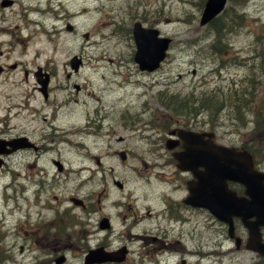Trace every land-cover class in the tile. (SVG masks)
Here are the masks:
<instances>
[{
  "label": "rangeland",
  "instance_id": "obj_1",
  "mask_svg": "<svg viewBox=\"0 0 264 264\" xmlns=\"http://www.w3.org/2000/svg\"><path fill=\"white\" fill-rule=\"evenodd\" d=\"M203 2L204 0H15L12 6H0V25L4 26L0 29V59L20 60L23 65L19 68L23 66L27 70L31 69L32 61L50 62L51 71L55 73L48 83L46 100L37 89L39 84L33 76H22V68L5 73V77H0V117H5L9 124L18 125L28 121L25 124L29 126L32 136L50 132L68 139L66 134L70 136V133L67 130L79 127L85 134L88 130L92 133L85 137L72 134L71 139L75 145L71 140L46 141L51 148L46 158L59 159L65 165L64 171L58 173L50 159H43L50 174L56 172V178L64 182V191L57 193L59 199L67 194L86 196L92 188L96 190L99 185H103L108 188L110 199L131 201L135 197L132 193L138 192L137 199L141 204L150 203L149 193L161 187L158 179L170 177V174L160 175L157 172H169L173 167L168 152L167 164L165 161L160 163L164 159L159 157L161 149L140 138L142 128L148 125L136 120L138 113L148 117L152 112H165L163 106L155 100L158 90L181 94L192 92L194 97H198L196 95L202 91H228L236 85H248L254 81L253 100L249 112L243 117L244 121L239 122L234 118L235 108L231 107L233 104L230 102L231 106L228 105L224 111L232 113V124L237 123L233 126L235 131L228 128L227 122L216 128H219L223 137L233 138L238 142L264 141V0L226 1L225 8L231 2H238L231 8L244 13L245 17L235 31L226 34L224 40L227 46H222L220 51L211 47V30L205 28L206 25L198 24ZM35 6L36 9L50 7L51 11L29 12V8ZM30 16L37 21L33 22ZM66 20L74 24L73 31L69 32L64 28ZM134 20L154 24L162 34L172 38L166 58L154 71L139 70L132 58L135 46L130 27ZM85 31L89 33L88 38L83 36ZM72 54H80L83 64L79 71L67 78L65 73L70 68L64 62H68ZM260 62L263 63V68L259 66ZM247 73H254V78L247 81ZM75 83L80 85L78 91L73 86ZM223 99L221 101L224 102ZM23 101V106L16 105ZM143 103H146L147 108H144ZM37 108L39 111H36ZM123 109L135 113L132 119L123 118ZM10 110L23 118L17 116L16 119L9 120ZM205 111L208 110L204 108L196 119H208ZM221 116L223 115L218 117L215 113L214 119ZM176 119L183 118L174 117V121ZM0 127L8 128L2 122ZM63 130L65 133L61 132ZM144 133L149 134L150 131L145 130ZM118 136L123 139L118 141ZM80 139L83 144L77 142ZM120 148L126 149L128 153L123 162L116 155ZM96 156L104 163H110L112 170L109 176L107 172L99 176L101 166L96 165ZM21 159V153L12 158V162L18 164L12 165L17 171L21 169ZM74 159H84L88 166L78 176L72 169ZM142 163H147V169ZM5 172L0 175V199L3 194L12 195V185L17 187L19 184H15L19 179ZM113 173L124 181L125 187L122 190L112 184ZM84 180L83 184L76 183ZM147 194L149 198H144ZM104 211L114 215L116 229L115 233L109 235V240L117 243V233L121 229L126 230L128 222L120 217L122 209L107 206ZM152 221L146 219L144 223L151 225ZM216 225L213 227L209 220L207 224H201L205 240L197 248L201 252L206 251V254L203 257V253L191 256L190 264H252L260 260L261 257L252 250L245 248L237 251L234 244L228 241L217 243L222 233H219L218 224ZM149 241L135 238L129 242L133 257L141 261V264H153L149 257L152 259L156 256L154 252L151 253L153 245Z\"/></svg>",
  "mask_w": 264,
  "mask_h": 264
},
{
  "label": "flooded vegetation",
  "instance_id": "obj_2",
  "mask_svg": "<svg viewBox=\"0 0 264 264\" xmlns=\"http://www.w3.org/2000/svg\"><path fill=\"white\" fill-rule=\"evenodd\" d=\"M15 0L9 5L14 4ZM41 11H43L41 9ZM2 52L0 51V54ZM68 62H64L67 64ZM23 65L20 60L8 61L0 59V77ZM22 76L26 78L28 74L34 76L35 69L40 73L47 72L49 79L55 74L51 71L50 62L32 61L31 69L27 70L22 66ZM78 71V70H77ZM77 71H67L66 77ZM75 87V86H74ZM80 85L75 87L76 91ZM47 96L43 99L46 100ZM21 107V104H16ZM43 107V105H42ZM222 109V115L228 113ZM36 111H39L37 108ZM17 113V112H16ZM21 115L10 112V119ZM2 124L10 125L7 129L0 127V138L13 139L19 136L24 137L23 147L10 151L2 155L3 162L0 166V174L3 171L9 173L14 178L17 187L12 185L14 193L4 195L0 199V264H81L85 252L88 250L101 248L103 250L115 251L124 246V258L121 261H105L92 264H136L131 257L132 250L129 242L135 238H140L144 242H152L151 253L156 254L152 260L158 264L160 259L165 264L166 254L163 250L168 249L169 254L173 253L174 264H189L190 256L201 253L197 245L205 240L201 224H207V211L204 207L195 206L186 201L190 194L189 181L195 180L196 176L190 170H180L176 167L173 159V152H178L183 147V141L178 138V130H193L199 133L213 131L208 143L225 145L230 148L243 149L245 143L233 138H226L220 134L219 128L208 129L204 119L185 120V123L178 122L163 133H156L151 137H143L145 142H151L156 148L165 149L167 137L171 138L174 147L168 151L173 160V167L170 177L158 179L161 187L152 190L150 198L148 194L144 198H149L150 203L141 204L137 199L138 194H133L131 201L110 199L108 188L99 185L96 190L92 188L86 196L67 194L59 199L57 193L63 192L62 185L56 178L57 173L47 170L43 159H50L52 166L58 173H62L65 165L57 166L55 158H46L47 152L51 149L46 144L47 140L53 142H70L61 135L37 134L32 136L28 129V121H23L16 125L9 124L5 117H0ZM222 122V121H221ZM25 124V125H24ZM17 128H20L17 130ZM163 135V136H161ZM204 141L208 138L206 134L201 135ZM121 138H118L120 140ZM10 145L6 146V149ZM21 153V169L15 171L12 165V158ZM249 154L252 158V167L264 172V142L249 141ZM159 154L156 155L158 157ZM108 160V158H107ZM11 161V162H10ZM197 170L202 167H196ZM107 172L109 176L110 166L107 163L101 166L100 175ZM160 175H167L159 173ZM112 177V182H113ZM21 181V182H20ZM264 185V179L262 181ZM11 184V183H10ZM167 186V187H166ZM227 188L235 192L236 195H244V185L234 180H227ZM110 199V200H109ZM107 206L122 209L121 219L128 222L126 230L121 229L117 235L118 241L111 242L109 235L115 233L114 215L104 211ZM141 209V210H140ZM140 211H143L141 213ZM107 217L108 225L103 226L101 219ZM210 217V216H209ZM152 219L151 225H146L144 221ZM213 222L219 223V232L222 237L229 240L234 237L229 236L222 223L210 217ZM234 236L246 239L248 231L239 217L233 216ZM168 223V225L166 223ZM213 227L214 224H211ZM222 228L224 231H222ZM124 238V241H121Z\"/></svg>",
  "mask_w": 264,
  "mask_h": 264
},
{
  "label": "water",
  "instance_id": "obj_3",
  "mask_svg": "<svg viewBox=\"0 0 264 264\" xmlns=\"http://www.w3.org/2000/svg\"><path fill=\"white\" fill-rule=\"evenodd\" d=\"M225 0H206L204 9L200 17V23H205L211 19L222 8ZM5 3V1H3ZM70 28V26H67ZM133 37L136 44L134 59L141 69H153L158 66L159 61L165 55L170 38L158 36V30L152 27H144L140 22L133 24ZM79 59L73 57L71 63L77 66ZM42 84V91L45 93L46 79H39ZM190 133L185 139L186 151L182 156H176L182 168L191 167V163L185 155L193 151H199L197 157L199 165L204 167L201 180L205 182V192L200 196L198 192L190 198L200 199L197 205H204L217 218L229 223L231 231V215H240L245 222L249 215V240L247 246L264 254V243L261 242L259 226L264 224V187L260 185L261 176L258 172L250 168L249 153L246 150H231L220 146H200L195 147L190 142L197 138ZM2 145L0 146V152ZM122 159L125 153H119ZM186 161V163L184 162ZM225 179L238 180L246 185L248 199L235 197L233 193L225 189ZM254 217V219H250ZM246 223V222H245ZM247 224V223H246ZM96 259L111 258L107 255L96 253L87 259V262Z\"/></svg>",
  "mask_w": 264,
  "mask_h": 264
},
{
  "label": "trees",
  "instance_id": "obj_4",
  "mask_svg": "<svg viewBox=\"0 0 264 264\" xmlns=\"http://www.w3.org/2000/svg\"><path fill=\"white\" fill-rule=\"evenodd\" d=\"M241 15H238V17ZM230 19L232 18V15H230L229 17ZM217 19H214L212 21V27L215 30L216 33H221L223 27L221 26V24H217L216 23ZM232 91V94H234L236 96L237 101L241 100V96H245L246 95V89H239V90H230ZM169 104H171V106L174 107H179L178 110L184 111L186 108V103L185 100L178 98L177 96H169L168 100H166ZM166 103V102H165ZM215 103V101L212 98H209V100H207L206 105H210L211 107H213V104Z\"/></svg>",
  "mask_w": 264,
  "mask_h": 264
},
{
  "label": "bare ground",
  "instance_id": "obj_5",
  "mask_svg": "<svg viewBox=\"0 0 264 264\" xmlns=\"http://www.w3.org/2000/svg\"><path fill=\"white\" fill-rule=\"evenodd\" d=\"M33 9V8H32ZM86 9V8H85ZM34 10H36V6L34 7ZM4 28V26H1L0 25V29H3ZM124 93V92H123ZM231 106L229 103H227V104H225L224 106H217V108H226L227 106ZM233 106V105H232ZM231 106V107H232ZM230 108V107H229ZM227 112V111H226ZM228 113V112H227ZM197 115H199V112H198V109H197V106H196V108H195V110H194V112H188L187 113V116H189V119L191 120H195L196 119V116ZM242 119H243V116L241 117ZM75 153V152H74ZM85 167L84 166H79V167H77V166H75V165H73V169H74V174L77 176L78 175V173H80L83 169H84Z\"/></svg>",
  "mask_w": 264,
  "mask_h": 264
}]
</instances>
